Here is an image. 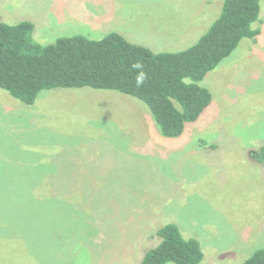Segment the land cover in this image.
<instances>
[{"label": "rangeland", "instance_id": "rangeland-1", "mask_svg": "<svg viewBox=\"0 0 264 264\" xmlns=\"http://www.w3.org/2000/svg\"><path fill=\"white\" fill-rule=\"evenodd\" d=\"M223 0H0V22L41 44L117 32L153 52L193 45ZM254 38L199 84L211 102L178 137L115 90L53 88L25 104L0 88V264H139L175 224L198 264L264 247V0ZM194 27V28H193ZM164 264H176L166 262Z\"/></svg>", "mask_w": 264, "mask_h": 264}, {"label": "trees", "instance_id": "trees-1", "mask_svg": "<svg viewBox=\"0 0 264 264\" xmlns=\"http://www.w3.org/2000/svg\"><path fill=\"white\" fill-rule=\"evenodd\" d=\"M261 0H223L219 16L199 39L177 52H153L131 43L117 32L100 39L75 34L41 44L32 39L33 23L0 22V88L25 104H33L42 90L81 88L115 90L135 97L150 110L160 134L178 137L211 102L210 91L199 82L238 46L254 38L252 24L260 15ZM144 65L147 80L135 85ZM264 162V147L253 152ZM160 242L139 264H198L203 252L198 240L184 238L173 223L157 230ZM240 264H264V247Z\"/></svg>", "mask_w": 264, "mask_h": 264}, {"label": "clouds", "instance_id": "clouds-1", "mask_svg": "<svg viewBox=\"0 0 264 264\" xmlns=\"http://www.w3.org/2000/svg\"><path fill=\"white\" fill-rule=\"evenodd\" d=\"M131 67L134 70H137V75L135 76V85L137 87L143 85L148 78L147 73L144 71V65L139 62H135L131 65Z\"/></svg>", "mask_w": 264, "mask_h": 264}, {"label": "crops", "instance_id": "crops-1", "mask_svg": "<svg viewBox=\"0 0 264 264\" xmlns=\"http://www.w3.org/2000/svg\"><path fill=\"white\" fill-rule=\"evenodd\" d=\"M194 28V27H193Z\"/></svg>", "mask_w": 264, "mask_h": 264}]
</instances>
